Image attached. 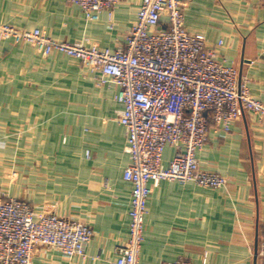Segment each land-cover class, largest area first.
<instances>
[{
    "label": "crops",
    "instance_id": "crops-1",
    "mask_svg": "<svg viewBox=\"0 0 264 264\" xmlns=\"http://www.w3.org/2000/svg\"><path fill=\"white\" fill-rule=\"evenodd\" d=\"M25 1L28 13L16 20L23 28L116 48L142 0H122L111 18L103 11L93 22L66 0ZM185 15L187 28L209 44L223 40L221 55L249 80L251 95L264 102V0H191ZM7 47L0 41V126L5 114L7 121L16 119L11 126L46 134L42 155L17 156L24 165L15 183L7 174L15 156L0 158V190L38 211L73 217L94 229L85 257L38 248L33 264H110L129 239L132 192L123 176L130 157L124 151L126 130L117 120V86L99 85L97 72L65 53L44 56L30 45ZM7 57L11 73L4 76ZM173 154L172 147L165 149L166 165ZM199 160L203 168L226 176L227 185L150 182L140 263L182 257L204 264L208 252L205 264H264L256 255L264 237V117L247 113L229 133L212 129Z\"/></svg>",
    "mask_w": 264,
    "mask_h": 264
},
{
    "label": "built area",
    "instance_id": "built-area-1",
    "mask_svg": "<svg viewBox=\"0 0 264 264\" xmlns=\"http://www.w3.org/2000/svg\"><path fill=\"white\" fill-rule=\"evenodd\" d=\"M66 1L79 6L85 19L93 22L103 11L111 18L122 0ZM190 1L142 0L116 48L59 40L39 27L18 31L0 27V34L14 35L44 56L59 51L76 58L98 73L99 85L117 86L115 98L121 106L117 120L126 130L124 151L130 157L123 176L132 184V192L129 239L118 246L110 264H141L150 182L225 187L227 177L203 168L199 160L212 129L229 133L247 113L264 117V102L251 95L249 80L221 55L223 40L209 44L202 33L187 28L185 10ZM167 147L174 149L168 165L164 163ZM93 237L94 229L87 222L38 211L26 200L0 194V264H33L38 248L66 258L85 257ZM256 255L264 260V237ZM207 260L205 252L202 262ZM160 264L194 263L180 257Z\"/></svg>",
    "mask_w": 264,
    "mask_h": 264
},
{
    "label": "rangeland",
    "instance_id": "rangeland-1",
    "mask_svg": "<svg viewBox=\"0 0 264 264\" xmlns=\"http://www.w3.org/2000/svg\"><path fill=\"white\" fill-rule=\"evenodd\" d=\"M0 5L2 7V9H0V15L2 16V19L0 20V27L7 28V26H10L17 31L26 29L16 22V20H22L23 18H25L28 13L26 11L28 3L25 0H3ZM0 41L2 42L3 47H10L14 44L23 46L25 48L27 45L32 46L27 42L18 41L14 35H11L9 33L0 34ZM7 59L8 62H4L3 64V70L5 71V73L3 74L4 76L5 74L11 73L12 61L10 60H12V58L7 57ZM6 116L7 115L4 114L1 118L3 125L0 126V158H8L11 155L15 156L10 162V172L7 173L9 176V181L15 183L18 178L19 167H23L24 165L22 161L18 160L17 156L21 155L24 156L23 160H30V157L32 156L40 154L42 155V141L44 140V136L46 133H42L43 130L34 131L24 126H22V128L11 126L10 123L12 121H15L16 119L10 118V121H7L8 119ZM38 164L41 163H34V165ZM16 172L18 173L17 175ZM0 194H7V192L0 190Z\"/></svg>",
    "mask_w": 264,
    "mask_h": 264
}]
</instances>
